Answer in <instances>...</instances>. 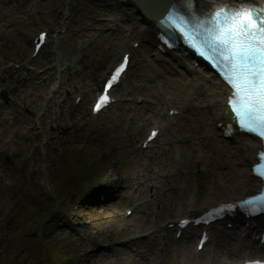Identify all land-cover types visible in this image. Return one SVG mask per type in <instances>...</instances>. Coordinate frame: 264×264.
<instances>
[{
    "label": "rangeland",
    "instance_id": "374dc122",
    "mask_svg": "<svg viewBox=\"0 0 264 264\" xmlns=\"http://www.w3.org/2000/svg\"><path fill=\"white\" fill-rule=\"evenodd\" d=\"M64 2L0 0V92L5 91L8 98L6 102L0 96V264H53L62 257H69L67 264H166V261L176 264L179 260L194 258L197 263L199 259H207L214 246L196 257L194 245L188 240L178 245L167 242L171 250L160 263L158 246L153 253L146 251L150 244L143 241L117 246L118 240L145 233L165 218L174 220L184 214L186 206L183 203L178 214L161 213L158 219L142 224L137 216L144 217V203L154 210L161 206L169 209L172 202L165 194L177 199L178 192L183 190L188 197L193 186L208 194L210 181L206 175L199 178L200 164L194 162L197 155L194 151L206 149L198 132L188 128L191 115H187L171 131L180 141L187 137V143L170 146L169 153L178 154V164L168 154L153 157L156 161H150L146 167L136 165L139 156L143 159L147 156L132 153L134 144L151 124L163 119L164 101L160 98L168 99L178 93L171 89L175 83L172 79L181 71L173 66L170 71L166 67L168 62H155L150 50L142 46L135 54L137 64L125 86L116 90L120 102L92 119L89 107L96 88L122 51L128 50V45L138 37H134L132 20L123 10L80 3L70 20H64ZM113 16L121 18V27L106 33L103 30L106 25L100 19ZM44 26L63 37V45L58 46L62 59L69 62V57L80 51L77 63L57 71L51 45L31 69L23 67L22 62L31 51L33 34ZM75 68L83 72L69 79L68 74ZM23 71L27 72L28 81L17 88L15 77ZM53 83H58L61 91L49 102H42L46 89ZM75 93L83 95L77 107L73 106ZM136 96L153 104L137 106L133 102ZM123 97L130 99L123 102ZM154 108L160 111V116L153 115ZM140 120H144L143 124ZM134 129L141 130L133 133ZM192 159L189 180L186 175L166 179L163 166L158 163L167 160L171 172L185 173L187 162ZM142 176L153 177L157 191L151 190L149 182L136 192L137 187L133 186ZM196 176L198 180H194ZM119 183L127 185L128 190L120 193L118 201L108 208L83 211L91 219L90 225L77 230L69 225L67 217L74 200H85L93 192V185L104 188ZM221 197L219 194L212 199ZM206 202L203 198L200 204ZM126 208L135 210L128 219L123 218ZM35 221L40 223L36 225ZM44 230L52 233L44 237ZM104 243L111 246L107 252L99 249ZM173 248H179V253ZM91 249L99 252L86 258L83 252Z\"/></svg>",
    "mask_w": 264,
    "mask_h": 264
},
{
    "label": "bare ground",
    "instance_id": "6f19581e",
    "mask_svg": "<svg viewBox=\"0 0 264 264\" xmlns=\"http://www.w3.org/2000/svg\"><path fill=\"white\" fill-rule=\"evenodd\" d=\"M124 10L131 17L132 25L137 28V33L140 34L142 38L150 40L152 35L146 31L148 30L150 21H148V19L143 15H141L142 17L139 18L136 4L132 3L129 8L127 7V9L125 8ZM149 28L151 29V27ZM151 42H153L152 39ZM177 62L184 69V73H188L189 75L185 74L186 76H188L186 77L185 75H180V73L176 77H174L172 80H174L175 83L172 85L171 89L173 91L177 90L178 93H173L174 98L172 100H169V102L163 97H161L160 100H162V102L164 101L165 105H173V101H176V105L180 110V113L185 108H187L191 113L188 128L190 130L198 132V134L204 139L205 145L207 146V150H205V152L200 149L195 150L194 148V152H196L197 155H195L194 157V155L192 154V156L195 158L194 162L200 164L201 169L204 171V174L207 175L209 181L212 184L216 185V187H220L222 191V197L216 202H226L231 198H239L240 196L250 193L258 184V182L249 175L248 155L257 148L258 141L241 134L233 136L231 140L220 139L219 133L214 128L213 121L218 119L221 111L224 108L226 96L225 93L227 92V88L213 75L209 73H203L200 68L197 70L191 68V64H193V61L191 63L189 61V58L177 60ZM182 76L185 77L183 78ZM200 89L203 90V93H199ZM154 110L155 112L153 115H155L156 117L160 116V111L156 108H154ZM143 122L144 120H140L141 124H143ZM140 130L137 131L140 132ZM135 131L136 129L133 130V133ZM139 157L140 158L136 160V165L140 163V167L142 168L148 166L150 164V161H156L151 157H147V159H143L142 156ZM192 161L193 159L191 161L188 160L187 164L189 167L187 168V170H185V173L183 171H180L178 173L171 172V168L170 165H168L167 160H162L158 163L163 166L164 177H166V179L176 180L177 175H180V177L186 175V179L189 180L191 179L190 175H192L190 169V162ZM194 180H198V177L194 178ZM150 183L152 184V188L150 187L151 190L155 191L156 182ZM140 188H143V186H141ZM219 194L220 193H218V191H216L215 189H212V191L208 194L204 193L202 189L198 194L196 202L189 197V194L188 197H186L185 191L183 190L178 192L177 199H175L171 195L165 194V196L170 199V202H172L169 209L163 208L161 206V208L154 210L149 204L144 203L143 209L146 210L144 211V217H137L139 218L140 223L142 222V224H148L150 219H158L161 213H167L170 215L174 213H180L182 211V205L184 202L186 204L188 202L189 205L192 204L193 208H198L201 207L200 203L202 198H205V200H207ZM216 202L211 200L209 201L207 206H211ZM204 209L199 210L201 212ZM196 210L197 212H199L198 209H194V212H196ZM240 228L242 227L240 226L239 228H235L234 230L239 231ZM234 230L233 232L223 231L222 233H227L225 235L216 234V236L220 238H216V240L218 241L217 250H214V262L211 264H218L222 262V259L223 261H225L228 258L234 257L244 259L245 257H247V255H249L246 253L250 252V248H252L250 246L251 242H248L250 240H241V231H239V234H236ZM233 240L240 246L234 247ZM139 242L141 243L142 241ZM144 242L150 244V246L146 248V251L149 253H153L154 247L157 246H159V249H161L163 252L166 251L167 254L169 250H171L168 244L163 245V241L159 240L155 236H149L148 239L143 241L142 243ZM255 249L256 247L254 248V250ZM166 264L170 263L166 261ZM184 264L210 263H208V260L206 258L202 260L199 259L197 263L195 262L194 258H192L190 260H185Z\"/></svg>",
    "mask_w": 264,
    "mask_h": 264
},
{
    "label": "snow or ice",
    "instance_id": "6c2138e0",
    "mask_svg": "<svg viewBox=\"0 0 264 264\" xmlns=\"http://www.w3.org/2000/svg\"><path fill=\"white\" fill-rule=\"evenodd\" d=\"M247 20L248 18L245 17ZM248 30L231 29L221 31L210 41L218 45L220 52L213 48V57L224 62H231L233 75H226L225 79L233 89L229 97V107L242 131L258 135L264 139V30L256 32L252 26ZM44 37L41 35L40 40ZM128 58L115 69L106 83V89L111 88L125 71ZM109 102V97L103 95L99 98L95 110L99 111ZM156 136L153 132L149 139ZM264 159V154H262ZM254 174L256 170L254 169ZM261 180H264V170L259 171ZM250 203V202H249ZM260 203L264 204V200Z\"/></svg>",
    "mask_w": 264,
    "mask_h": 264
},
{
    "label": "water",
    "instance_id": "95a60500",
    "mask_svg": "<svg viewBox=\"0 0 264 264\" xmlns=\"http://www.w3.org/2000/svg\"><path fill=\"white\" fill-rule=\"evenodd\" d=\"M161 2H162V0H158V2H157V3H158V5H160V3H161Z\"/></svg>",
    "mask_w": 264,
    "mask_h": 264
},
{
    "label": "trees",
    "instance_id": "16d2710c",
    "mask_svg": "<svg viewBox=\"0 0 264 264\" xmlns=\"http://www.w3.org/2000/svg\"><path fill=\"white\" fill-rule=\"evenodd\" d=\"M37 221H35L34 223H36Z\"/></svg>",
    "mask_w": 264,
    "mask_h": 264
}]
</instances>
